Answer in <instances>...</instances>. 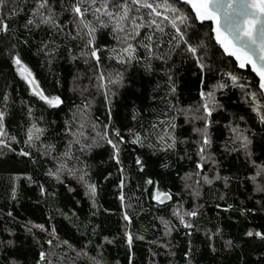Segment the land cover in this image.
Instances as JSON below:
<instances>
[{
    "label": "trees",
    "instance_id": "16d2710c",
    "mask_svg": "<svg viewBox=\"0 0 264 264\" xmlns=\"http://www.w3.org/2000/svg\"><path fill=\"white\" fill-rule=\"evenodd\" d=\"M72 2L63 0L65 7ZM149 2L161 5L158 10L162 15L157 17L158 23L163 21L164 15H171L165 4L179 8L188 16L186 25L190 26L181 25V28L186 32L189 43H204L206 55L205 51H201L200 55L206 65H211V73L205 71L201 75L183 49L174 52L166 65L152 59L151 71L148 70L142 48L136 53L140 57L139 62L119 64L115 57L121 45L108 29L98 31V43L107 50L117 49V52L111 53L113 59L108 58L107 51L101 53L99 69L91 58H87L88 63H85V58L72 60L66 49L70 48L73 54H78L83 47L82 42L78 46L77 41L55 35L44 27L24 30L23 24L28 18L31 0L24 12L9 21L12 29L9 36L0 35V92L10 93L13 101L9 108L10 116L5 120L6 136L2 138H16L15 141L7 140L13 151L0 150L3 152L0 154V242L13 241L10 246L0 244V264H35L40 251L49 254L51 264H187L185 252L189 250V240L192 264H257L264 257V242L245 235L248 230L264 231V193L257 192L255 185L248 179L256 169L246 160L243 152L225 153L228 132L223 127L235 120L241 127L250 129L255 153L253 159L257 165H264V125L256 119L241 89L233 87L223 73L231 71L241 77L240 82L248 85V91L258 90L259 77L251 71L250 65L240 69L234 57L225 55L223 49L209 36L211 22L196 21L195 13L182 0ZM147 11L141 9L145 20ZM60 19L67 26L65 31H70V11L62 13ZM161 27L164 28V34L157 35L166 44L174 30L167 21L161 23ZM147 31V28H141V36ZM44 39H51L60 46L57 58L51 65L38 50ZM9 42L15 43V51L20 53L31 69L45 95L61 97L63 103L59 107L50 108L32 95L29 86L11 63ZM161 51L167 52L168 49L164 47ZM168 68L171 69L176 87L174 94L169 93L164 75ZM98 71L106 77L104 89L97 87L100 83L97 80ZM117 73L123 74L122 86L108 84L109 75L115 78ZM218 82L228 85L223 93H216L224 108L214 112L212 117L213 143L210 151L219 160V167L205 164L202 175L211 178L218 172L221 177L228 178L227 188L223 179L214 180L210 185L201 180L196 185L194 181L197 177L192 175L191 179L187 178L186 174L196 171L198 159L194 155L198 134L192 129L202 127V122L192 120L193 113H189V119L186 120L182 112H176L175 120L170 121L177 125L174 133L177 145L173 151H156L153 154L154 150L147 147L148 140H145L143 148L125 145L122 156L125 168L123 203L118 198L121 176L117 166L108 160L107 146L95 148L84 155L73 148L75 154L91 166L86 179L97 185L95 204L85 194L84 186L75 179L62 176L61 184L55 177L47 175L49 169L54 170L52 155L60 156L66 150V121L72 122L73 130L77 128L75 120L87 121L84 127L87 136L93 134L92 124H96L95 131L101 133L104 131L103 125L109 124V105L104 99V91H108L111 101L109 132L114 125L128 140L129 129L144 135L153 123L166 120L164 113L168 112L169 103L178 109H195L200 104L199 91H207ZM2 103L0 96V106ZM84 105L89 107L84 108ZM78 106L80 111H77ZM29 107L32 108V117L28 115ZM73 113H76L75 117ZM133 116L136 118L133 119ZM240 116L244 117V121L239 120ZM34 121L46 131L40 141L29 147L24 141L27 128ZM156 131L161 130L157 128ZM52 145L55 151L45 156L44 152ZM21 151L29 152L30 157L19 155ZM136 156L146 161L143 172L135 164ZM149 178L158 182L160 191L172 194V199L164 203L152 199L156 189L145 183ZM186 184L192 185V188L186 187ZM40 185L47 190L44 194L40 191ZM69 188L74 191H68ZM193 188L198 189V197L192 195ZM13 189L16 191L15 197L12 196ZM221 196L224 198L221 199ZM177 204L184 205L186 209L195 205L203 206L200 209L203 215L196 221L200 230L194 231L191 237L185 235L186 230L172 216ZM228 205L232 207L228 208ZM125 211L130 223L123 219ZM161 220L169 222V227H174L170 235L165 236V225ZM25 224H42L46 230L33 227L28 232ZM217 228L220 233L209 242L205 230L215 232ZM53 230L55 235H50ZM126 230L133 235L131 248L127 244ZM139 236L144 238L137 239ZM49 239L52 245L47 243ZM65 240L71 248L62 243ZM228 240L232 241L233 247L225 246ZM213 247L215 251H212Z\"/></svg>",
    "mask_w": 264,
    "mask_h": 264
},
{
    "label": "snow or ice",
    "instance_id": "6c2138e0",
    "mask_svg": "<svg viewBox=\"0 0 264 264\" xmlns=\"http://www.w3.org/2000/svg\"><path fill=\"white\" fill-rule=\"evenodd\" d=\"M182 3L189 5L191 11L195 13L194 19L203 23L204 21H210L212 27L210 29L209 36L215 40V43L223 49V53L228 57H234L238 62V67L244 69L247 66H251V71L258 77V90L248 91V85L241 83V77H238L233 72L229 71L223 73V76L227 80L231 81L233 87H238L243 92L246 102L253 113H255L256 119H258L261 125H264V0H182ZM32 6L29 8L28 18L23 24L25 31H32L40 29L41 27L47 28L55 35H61L71 41H77L83 43V47L80 48L78 54H73L72 49H66L69 57L72 60L78 58H85V63H88L87 58H91L95 62V66L99 69L101 61V53L108 52V58L113 59L111 55L113 52H117V49L113 48L107 50L101 47L98 43V31L102 29H108L113 35V38L121 45L120 51L115 57L117 63L122 65H131L133 61L139 62L140 57L136 55L137 50L142 48L145 52L144 59L148 62V70L151 71V60H160L163 64H167L172 58V54L177 50L183 49V53H186L194 61L201 75L205 71L211 73V65L204 63L203 57L200 55L201 51H205V45L201 41L197 45L189 43L186 32L181 28V25H186L188 16L185 15L179 8L172 5L165 4L164 7L171 15H164L163 21L157 22V17H160L162 13L158 10L161 5L149 2V0H73L72 3L65 7L63 0H31ZM29 5V0H0V35L8 37L12 31L9 21L19 16L25 10V6ZM59 9V10H58ZM141 9L147 11V20L145 16L141 14ZM70 11L72 29L65 31L67 27L60 19V15L64 12ZM89 17L91 19H89ZM167 21L171 24L174 34H172L165 44L162 41L161 36L164 34V28L161 27V23ZM190 26V25H186ZM147 28L146 34L141 36L140 29ZM160 33L161 36H158ZM135 42V43H133ZM59 45L51 39H44L41 41L39 51L48 59L49 65L57 58V52L59 51ZM167 47V52L161 50ZM10 59L12 65L15 66L16 73L22 80L29 86L32 95L38 97L48 107H59L63 101L58 95H45L43 89L40 88L39 83L36 81L31 69L22 59L20 53L15 51L16 45L13 42H9ZM206 55V51H205ZM166 83L168 85V91L171 94L176 92L175 83L171 74V69L165 70ZM106 77L103 72L97 74V80L100 82L97 87L99 89L106 88L104 83ZM108 84L121 85L123 83V74L117 73L115 78L111 75L107 78ZM203 81L201 80V84ZM159 87V85H157ZM228 87L226 83H216L209 90L199 91L200 104L195 109H178L176 105L169 103L168 112L164 115L166 120H161L158 123H153L147 134L142 135L139 131H133L129 129L130 139L126 140L125 136L121 133L119 128L114 125L111 126V133L109 132V126L111 124V101L109 100L108 91H104V99L108 103V115L109 124H104V131L101 133L96 131L94 136H86L84 132V123H80L76 130H73L72 122H65V135L67 136L66 150L60 155H52L54 161V170L49 169L47 175L55 177V179L63 184L62 176L75 179L85 188V194L95 204V198L97 194V185L90 183L88 179V172L90 165L86 161L80 159V155L85 153H91L95 148L108 147V160L117 166V170L120 173L121 179L118 184V188L121 192L118 196L119 200L123 203L125 197L123 194V188L125 186V168L123 164V153L126 144L139 145L141 148L145 147V140H148L147 147L156 151H173L177 145V138L174 135L177 125L170 123L171 120H175V113L182 112L185 115L186 120L189 119V113H193L192 120L202 122V127H195L193 132L198 134L196 143V151L194 155L198 157L195 168L196 171L193 174H186L187 178L191 179L192 175L197 177L194 181L196 185H199L201 180L204 184H212L214 180L225 181V187H228L227 177H221L217 172L216 175L209 178L208 175H202V170L205 164H211L216 168L219 167V160L211 153L213 138L211 129L214 124L212 119L213 113L222 111L224 106L217 99L216 93L223 91ZM114 95V93H112ZM2 96V106H0V150L6 149L13 151L11 144L7 140L15 141V137H8L7 140L2 138L6 136L5 133V120L10 116L9 108L11 106L12 97L10 93L0 92ZM84 108L89 105H84ZM29 117H32V108L27 109ZM77 111H80L78 106ZM169 113H172L169 115ZM76 113H73V117ZM136 117L133 116V119ZM240 121H244V117H239ZM167 125V126H165ZM227 129L228 138L224 145L225 153H240L243 152L246 160L253 165L256 169L254 174L248 179L255 185L257 192L264 193V165H257L253 159L254 144L253 139L250 136V129L247 127H241L235 120L229 121V123L223 125ZM96 124H92V129L95 131ZM160 128V132L156 129ZM46 129L39 127L37 122H32L26 131V140L24 141L29 147L36 144L41 140ZM162 133V134H161ZM103 142V143H101ZM80 155H76L73 148ZM55 151V146H48V150L44 152L45 156L51 155ZM0 154H3L0 151ZM21 156L30 157L29 152L21 151L18 153ZM135 164L139 170L143 172L145 170L146 161L140 156L135 157ZM77 165H80L77 167ZM167 167V165H164ZM29 181L31 178L29 177ZM148 185H153L156 189L152 196V199L158 203H164L165 201L172 199V194L160 191L159 184L152 179L145 181ZM188 188H192V185L186 184ZM40 191L44 194L47 190L43 185H40ZM68 191H74L69 188ZM192 195L198 197L200 195L197 188L192 189ZM12 196H16V191L13 189ZM221 199L224 197L221 196ZM260 203V201H257ZM202 205H195L190 209H185L182 204H177L172 210V216L176 218L179 225H182L186 230L185 235L192 236L194 231H199L200 228L196 221L203 215L200 211ZM219 207V205L217 206ZM232 205H228L231 208ZM264 207V205H262ZM227 210V209H225ZM243 214V210H241ZM11 216V213H8ZM123 219L130 223V217L127 211L123 214ZM161 223L165 225V236L171 234L174 227H169V222L161 220ZM28 232L32 231V228H39L40 230H46L44 225L35 224L29 226L24 225ZM220 229L217 228L215 232H209L205 230V235L208 237L209 242L212 237L218 235ZM55 235V231L50 233ZM245 235L249 238L258 239L264 242V231L248 230ZM127 238V244L131 248L133 243V235L129 231H125ZM137 239H143V236L136 237ZM49 245H52V240L47 241ZM71 248V245L67 240L62 242ZM0 244L12 245V240L0 242ZM168 247V245H162ZM226 247H233L231 240L225 241ZM215 251V248H212ZM174 254V253H172ZM48 253L44 251L39 252V259L35 264H51L48 259ZM191 240H189V250L185 252V258L187 264H192L191 261ZM99 264V262H97ZM257 264H264V257H261Z\"/></svg>",
    "mask_w": 264,
    "mask_h": 264
},
{
    "label": "rangeland",
    "instance_id": "374dc122",
    "mask_svg": "<svg viewBox=\"0 0 264 264\" xmlns=\"http://www.w3.org/2000/svg\"><path fill=\"white\" fill-rule=\"evenodd\" d=\"M82 120H83V119H81V120H80V119H78V121H77V120H75V122L77 123V124H76V126H78L80 123H84V125H85V126H87V125H86V123L88 124V122H87V121H85V122H86V123H85V122H83ZM79 121H80V122H79ZM84 132H85V131H84ZM86 132H87V131H86ZM92 132H93V134H92V135H90V136H94V135H95V133H96V131H92ZM86 136H87V134H86ZM183 206H184V205H183ZM184 208L186 209V207H185V206H184ZM58 264H65V263H63V262H60V263H58ZM66 264H67V263H66Z\"/></svg>",
    "mask_w": 264,
    "mask_h": 264
},
{
    "label": "water",
    "instance_id": "95a60500",
    "mask_svg": "<svg viewBox=\"0 0 264 264\" xmlns=\"http://www.w3.org/2000/svg\"><path fill=\"white\" fill-rule=\"evenodd\" d=\"M169 201V200H168ZM165 202H167V201H165Z\"/></svg>",
    "mask_w": 264,
    "mask_h": 264
}]
</instances>
